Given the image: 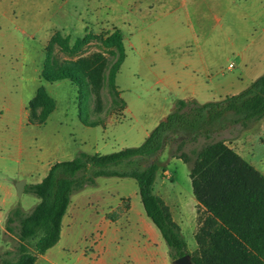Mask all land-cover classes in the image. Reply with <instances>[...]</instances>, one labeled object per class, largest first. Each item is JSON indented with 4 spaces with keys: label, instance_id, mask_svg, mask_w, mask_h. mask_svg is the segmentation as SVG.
<instances>
[{
    "label": "rangeland",
    "instance_id": "rangeland-1",
    "mask_svg": "<svg viewBox=\"0 0 264 264\" xmlns=\"http://www.w3.org/2000/svg\"><path fill=\"white\" fill-rule=\"evenodd\" d=\"M115 30L125 50L115 78L124 110L108 85L116 48L101 42ZM95 53L106 63L99 106L88 84L79 104L70 80L43 77V69L52 74ZM263 72L264 0H0V264L15 257L17 237L5 229L9 211L27 212L38 202L25 190L17 195L18 181L37 183L51 164L80 152L138 146L178 99L219 100ZM39 88L52 102L44 123L49 103L29 107ZM212 138L246 154L239 155L264 174V118ZM172 153L167 143L155 157L154 192L179 228L187 220L197 223L196 231L206 213L196 205L189 165ZM146 233L154 243L149 253ZM184 237L194 252L193 236ZM36 264L174 263L144 212L135 180L97 177L71 194L60 241Z\"/></svg>",
    "mask_w": 264,
    "mask_h": 264
},
{
    "label": "trees",
    "instance_id": "trees-1",
    "mask_svg": "<svg viewBox=\"0 0 264 264\" xmlns=\"http://www.w3.org/2000/svg\"><path fill=\"white\" fill-rule=\"evenodd\" d=\"M101 42L104 47L116 48L117 59L109 69L108 85L124 110L115 83L125 57L122 35L115 30ZM105 64L103 55L95 53L51 75L43 69V77L48 81L70 80L77 87L79 104L88 84L99 106ZM37 101L49 103L42 112L40 122L44 123L52 102L43 88L29 101L31 110ZM262 118L264 72L241 91L219 100L199 103L178 99L138 146L106 154L80 152L71 159L54 162L39 182L25 185L24 190L38 198L32 209L9 211L5 229L15 233L17 244L14 259H3L2 264H34L39 255L54 246L71 194L95 184L97 177L135 180L144 212L159 230L173 261L188 254L192 264H264V174L223 139L212 138L213 133L236 125L246 128ZM82 120L87 126L101 125V120ZM167 143L173 145L172 156L189 165L193 196L206 213L193 235L196 249L192 253L180 228L170 219L164 200L154 192L158 168L155 157ZM188 144L192 147L186 151ZM30 240H34L32 248Z\"/></svg>",
    "mask_w": 264,
    "mask_h": 264
},
{
    "label": "crops",
    "instance_id": "crops-1",
    "mask_svg": "<svg viewBox=\"0 0 264 264\" xmlns=\"http://www.w3.org/2000/svg\"><path fill=\"white\" fill-rule=\"evenodd\" d=\"M226 96V95H225ZM223 98V97H222ZM222 98H220V99H222ZM252 133V132H251ZM256 135H258L259 136V134H256ZM233 148V147H232ZM238 154H241L242 156L243 155H245L246 156V154H242L240 151H238V150H235ZM195 202H196V205L198 206V207H200L201 209H202V206H200L198 203H197V201L195 200ZM70 203V202H69ZM129 208V207H128ZM127 208V209H128ZM65 214H66V212H65ZM64 214V215H65ZM64 217V216H63ZM63 219V218H62ZM196 225H197V223H195V224H193L192 222H189V221H183V222H181V225H180V230H181V233H182V235H183V237H184V232H188V234H191L192 236H193V234H194V231H195V227H196ZM149 229V228H148ZM150 230V229H149ZM61 231H62V222H61ZM60 236H61V232H60ZM144 237H145V239H146V241H147V243H146V245H145V252H147V253H149V247H151L154 243H153V238H150V236L146 233V234H144ZM184 239H185V237H184ZM60 241V238H59V240H58V242ZM57 242V243H58ZM56 243V244H57ZM55 244V245H56ZM53 247V246H52ZM51 247V248H52ZM50 249V248H49ZM48 249V250H49ZM47 250V251H48ZM46 251V252H47ZM46 252L44 253V254H41V255H39L38 257H37V259H36V261H35V263L34 264H36L37 263V260L39 259V258H41V259H43V256L46 254Z\"/></svg>",
    "mask_w": 264,
    "mask_h": 264
},
{
    "label": "water",
    "instance_id": "water-1",
    "mask_svg": "<svg viewBox=\"0 0 264 264\" xmlns=\"http://www.w3.org/2000/svg\"><path fill=\"white\" fill-rule=\"evenodd\" d=\"M25 181H18L15 185L17 195L20 196L24 190ZM174 264H192L188 254L182 255L173 261Z\"/></svg>",
    "mask_w": 264,
    "mask_h": 264
},
{
    "label": "bare ground",
    "instance_id": "bare-ground-1",
    "mask_svg": "<svg viewBox=\"0 0 264 264\" xmlns=\"http://www.w3.org/2000/svg\"><path fill=\"white\" fill-rule=\"evenodd\" d=\"M173 203H174V201H173ZM177 204V203H176Z\"/></svg>",
    "mask_w": 264,
    "mask_h": 264
}]
</instances>
